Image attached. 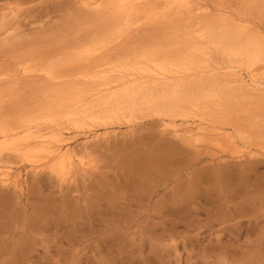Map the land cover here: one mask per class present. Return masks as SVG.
Listing matches in <instances>:
<instances>
[{
    "label": "rangeland",
    "instance_id": "374dc122",
    "mask_svg": "<svg viewBox=\"0 0 264 264\" xmlns=\"http://www.w3.org/2000/svg\"><path fill=\"white\" fill-rule=\"evenodd\" d=\"M114 1L119 0L90 7L87 0H0V56L26 51L30 44L37 45V54L50 48L61 52L72 41L110 27L117 17ZM191 1L214 16L264 29V0ZM196 24L184 27L191 36L200 33ZM259 66L261 76L264 66ZM249 76L244 71L247 84ZM231 85L236 92L219 91L193 111L192 123L177 126L184 140L160 117L77 132L71 128L64 148L70 146L86 163L80 165L72 154L68 180L3 150L1 164L12 169L17 184L0 182V264H264V90ZM206 114L216 124L203 122ZM170 144L180 149L161 156ZM157 156L164 160V174L149 177ZM203 164L212 169L232 165L237 177L229 176L236 180L229 179L225 188L202 181L190 200L183 189Z\"/></svg>",
    "mask_w": 264,
    "mask_h": 264
},
{
    "label": "bare ground",
    "instance_id": "6f19581e",
    "mask_svg": "<svg viewBox=\"0 0 264 264\" xmlns=\"http://www.w3.org/2000/svg\"><path fill=\"white\" fill-rule=\"evenodd\" d=\"M87 1L85 3L88 5H84L90 7H97L102 3L101 0ZM114 3L117 17L113 24L107 21V24H111L110 27L103 31L102 28L98 34H92V31V35L72 41L63 46V51L59 47L61 52L53 53L50 48L51 52L37 54V45H32V48L30 44L29 48H23L26 51L19 53V49L14 55L1 53L0 155L3 150L15 152L30 161L34 168H48L60 180H68L73 174L69 164L75 152L70 146L64 148V142L70 138L66 131L71 128H75L77 132L88 127L92 130L99 125L133 122L139 117H160L166 125L174 127L175 134L179 135L177 126L188 123L196 115L193 111L201 107L203 102H208L206 99L214 97L221 90L230 94L236 92L232 83L241 89L246 87L255 91L264 90V73L260 76L264 65H258L262 68H257V63H264V29L260 25L243 24L244 22L222 14L214 16L211 10L202 9L191 0H119ZM191 24L199 26L195 30L199 34L191 36L187 32L185 28L190 29L188 26ZM133 25L135 26L132 27ZM127 26L132 28L128 29ZM133 31L136 32L135 36ZM28 49L35 51L33 53ZM244 71L251 76L249 84L244 78ZM212 117V114H206L201 120L212 126L215 123ZM241 133L242 131L239 134ZM179 136L182 140L185 139L182 134ZM165 146L164 151L159 149L161 156L178 149L175 144H170L167 145L168 151H165ZM74 154L77 159V154ZM161 156H157V162L150 164L149 177L164 174V160L161 161ZM78 159L80 165L86 163L81 162L83 158L81 161ZM2 162L3 160L0 161V182L17 184L13 180L14 175L10 173L12 169L4 167ZM231 166L220 165L217 169H212L209 165L199 171L197 169V174L188 180L185 189H180H183L184 196L188 198L200 189L199 183L202 181L226 186L230 179V183H234L232 180L235 178L229 176L233 175L234 167ZM236 173L238 169L234 172L235 175ZM141 175L140 177H144ZM240 175L241 180L245 181L246 176L243 173ZM242 204L239 203L243 207Z\"/></svg>",
    "mask_w": 264,
    "mask_h": 264
}]
</instances>
